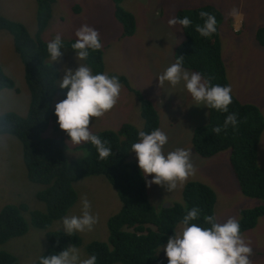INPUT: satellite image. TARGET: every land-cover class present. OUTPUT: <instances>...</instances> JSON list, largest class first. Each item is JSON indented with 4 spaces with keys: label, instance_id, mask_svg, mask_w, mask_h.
<instances>
[{
    "label": "rangeland",
    "instance_id": "1",
    "mask_svg": "<svg viewBox=\"0 0 264 264\" xmlns=\"http://www.w3.org/2000/svg\"><path fill=\"white\" fill-rule=\"evenodd\" d=\"M207 3L216 5L224 13L218 31L232 92L241 102L256 104L264 115V46L256 39L258 28L264 26V0H123V7L136 17L135 32L126 36L123 34L124 26L116 16L113 0H56L53 15L42 37L50 41L59 33L63 40H76L75 32L83 24L99 30L105 73L126 76L132 87L141 90L154 102L160 114L159 128L169 137L165 151L178 147L191 148L193 151L196 174L173 192L153 183L148 187L151 203L157 210L169 207L172 203L185 204L184 189L188 182L202 181L216 191L215 216L223 223L230 217L239 220L243 209L255 207L262 201L243 193L231 163V149L207 158L197 152L192 137L197 126L208 123V108L192 105L194 101L182 86L173 88L165 82L161 87L157 76L176 61L175 48L184 39L181 25L170 26L168 20L177 16L180 8ZM233 7H237L243 14L239 30L236 21L229 15ZM38 11L37 0H0V14L25 23L33 35L37 33ZM62 52L61 60L53 62L60 69V78L66 68L75 69L79 66L74 49L63 48ZM0 64L13 77L18 88L17 91L7 88L0 91V114L16 111L24 115L28 112L30 91L25 79L24 64L15 51L13 34L7 29L0 31ZM87 64L93 71L92 66ZM121 85L122 91L116 106L100 118H91L93 133L104 129L118 130L124 123H132L141 129L145 127L139 97L131 87L124 83ZM63 99L58 92L53 107ZM46 135L66 139L70 160L80 159L87 153L77 148L78 145L71 144L66 131L60 129L57 121L51 123ZM129 159L137 161L134 151L130 153ZM258 161L264 167V132L259 144ZM153 175L148 178L151 179ZM75 187L78 201L66 215H79L80 200L86 194L92 202L93 212L100 217L93 231L79 233L84 242L76 247L81 250L82 257L86 258L90 256L86 249L88 243L94 240L108 242V220L121 210L123 203L115 187L104 175L80 179ZM42 188V184L28 178L21 140L14 135L0 134V211L5 205L18 206L22 203L28 204L30 211H46V202L37 195ZM30 211L23 213L29 222L28 232L0 246V249L17 255L19 264H35L48 247L46 230L32 223ZM61 220L53 222L50 228L62 230ZM180 227L178 224L176 229ZM242 234L253 249L250 257L252 264H264V215L254 228ZM158 255L168 262L163 250Z\"/></svg>",
    "mask_w": 264,
    "mask_h": 264
},
{
    "label": "trees",
    "instance_id": "2",
    "mask_svg": "<svg viewBox=\"0 0 264 264\" xmlns=\"http://www.w3.org/2000/svg\"><path fill=\"white\" fill-rule=\"evenodd\" d=\"M37 1L39 23L34 35L25 23L0 14V31L7 29L13 34L15 51L24 64L25 79L30 91L26 114L16 111L0 114V128L4 129L0 134L14 135L21 140L28 178L43 185L37 195L46 202L47 210L30 211L26 203L18 206L5 205L0 211V246L11 238L28 232L29 222L23 214L27 211L33 216L32 223L46 230L48 247L40 257L62 251L71 245H83L84 241L79 233L68 235L63 230H53L50 227L53 222L63 218L77 202L75 183L78 180L104 175L117 190L123 205L108 220V242L91 241L86 245L88 253L97 256V264H168L158 255L159 248L175 234L177 225L192 207L202 210L200 220L194 221L196 223L203 225L205 214L215 215L217 193L207 183L190 181L184 189L185 204L172 203L169 207L157 210L151 203L148 186L138 163L129 157L131 145L138 140V130L151 132L159 128L160 114L154 102L141 90L132 87L124 75L108 74L118 76L120 83L131 87L139 97L145 127L141 129L132 123H124L118 130L94 132L109 142L112 153L106 160L98 158V152L91 144L78 145L77 148L86 150V155L70 160L67 156L69 145L66 139L46 135L51 123L58 120L53 107L55 97L60 92L65 99L67 90L58 87L55 89L60 69L54 64L51 67L46 47L48 41L42 37L53 15L56 0ZM113 1L116 16L124 26L123 34L132 35L136 30L135 15L123 7V0ZM201 11L212 13L217 18V32L211 37H203L196 31L195 26L204 23L199 15ZM177 16H189L193 23L187 29L181 26L184 39L175 48V59L179 55L184 56V67L198 71L206 78L211 77L212 84L230 85L218 31L220 22L224 19L221 9L207 3L180 8ZM256 39L264 46V26L258 28ZM74 42V39L64 40L63 48H71ZM87 63L92 66L94 74L105 73L103 50L90 52ZM6 88L18 90L13 77L0 64V91ZM232 95L233 103L229 106V113H238V129L229 127L226 133L215 135L213 129L218 125L222 126L229 113L208 109L209 121L194 129L192 141L197 152L206 158L231 149V163L243 193L262 201L255 207L242 210L239 221L243 233L254 228L264 215V167L258 161L259 144L264 132V115L256 104L241 102L233 92ZM39 258L35 264H39ZM0 264H19V258L0 249Z\"/></svg>",
    "mask_w": 264,
    "mask_h": 264
},
{
    "label": "clouds",
    "instance_id": "3",
    "mask_svg": "<svg viewBox=\"0 0 264 264\" xmlns=\"http://www.w3.org/2000/svg\"><path fill=\"white\" fill-rule=\"evenodd\" d=\"M199 15L204 23L197 24L196 31L203 37H211L217 32L216 16L207 11H201ZM229 15L234 18L239 30L243 14L237 7H233ZM192 23L189 16H174L168 20L170 26L179 24L185 29L192 26ZM75 36L76 40L71 48L76 52L79 66L75 69L66 68L62 78L58 79L56 75L58 83L55 89L58 87L67 90L66 98L55 104L57 122L60 129L66 131L71 144H91L96 148L98 158L106 160L112 153L109 142L91 131L90 122L91 118H100L116 106L122 85L118 76L94 74L87 63H81L87 61L90 52L103 48L99 30L83 24L76 30ZM46 47L52 67L53 62H59L63 56L62 35L57 33L47 42ZM157 76L161 87L165 82L173 88L182 86L194 101L192 105L229 113V106L233 103L231 86L212 84L211 77L206 78L198 71H188L184 67V56L179 55L174 63ZM239 124L238 113L231 112L222 126L218 125L213 129V133L218 136L226 133L229 127L237 130ZM3 132L4 129L0 128V133ZM168 141V134L160 128L151 132L138 130V140L131 145L130 151L135 152L138 167L148 187L155 183L173 192L178 187H183L196 174L197 168L192 159L191 148L178 147L166 152L165 145ZM151 174L154 175L149 179ZM201 213L199 207L187 210L180 221L181 227L175 229V234L158 251H164L168 264H252L250 257L253 249L242 234L240 221L230 217L221 223L215 215L205 214L202 225L194 222L200 220ZM99 221V214L93 212L92 202L84 194L80 200L79 215H65L61 225L66 234L76 235L93 231ZM39 264H97V256L84 258L81 250L72 245L51 255H42Z\"/></svg>",
    "mask_w": 264,
    "mask_h": 264
},
{
    "label": "crops",
    "instance_id": "4",
    "mask_svg": "<svg viewBox=\"0 0 264 264\" xmlns=\"http://www.w3.org/2000/svg\"><path fill=\"white\" fill-rule=\"evenodd\" d=\"M239 28H240V26H239ZM78 201V200H77ZM76 204V203H75Z\"/></svg>",
    "mask_w": 264,
    "mask_h": 264
}]
</instances>
